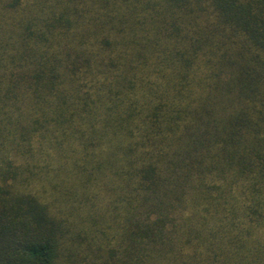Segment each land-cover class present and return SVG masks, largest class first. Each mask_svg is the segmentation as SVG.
Instances as JSON below:
<instances>
[{"label": "trees", "instance_id": "trees-1", "mask_svg": "<svg viewBox=\"0 0 264 264\" xmlns=\"http://www.w3.org/2000/svg\"><path fill=\"white\" fill-rule=\"evenodd\" d=\"M0 264H264V0H0Z\"/></svg>", "mask_w": 264, "mask_h": 264}]
</instances>
